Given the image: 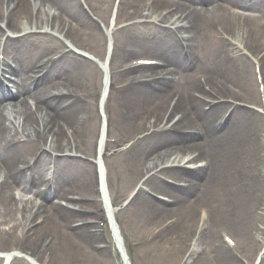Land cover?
<instances>
[{"label": "bare ground", "instance_id": "6f19581e", "mask_svg": "<svg viewBox=\"0 0 264 264\" xmlns=\"http://www.w3.org/2000/svg\"><path fill=\"white\" fill-rule=\"evenodd\" d=\"M49 1L55 6L56 14L45 7V0H0V16L4 14L9 27L19 32L30 30L23 37L11 40L7 48L4 47V51L12 55L16 62L15 67L5 66L10 74L17 77V82L14 83V91H11L0 81V171L7 175L0 179V225H8L6 229L0 228V248L18 247L51 263L52 259L64 260L62 250L81 247L84 251L83 254L78 253L80 259H73L70 264H110L115 253L111 251L108 239L102 235L98 221L94 224L96 214L102 210L99 203L96 200L75 203L68 199V195L75 194L71 191L95 195L94 165L76 153L86 158L94 153L96 113L93 96L100 91L101 82L88 93L82 89L83 82L86 84L90 70L95 66L75 55L70 47H66L64 39L77 46L83 42L82 36H102L103 31L99 22L84 14L79 0ZM142 1L145 0L126 1L131 19L144 17L139 9ZM181 1L189 3L190 7L185 9ZM84 2L96 9L100 18H105L104 0ZM206 2L214 4V8L207 10L204 7ZM228 5L252 10L258 14V20H264V0H168L165 6L171 8L170 12L184 15L185 21L177 26V30L183 36L186 52L183 54L173 35L160 27L155 30L159 41L151 42L149 51L166 58L172 69H162L164 76L161 78L147 79L140 70L143 68H137L130 72L134 79L129 85L116 88V82L125 79L124 73L113 72V63L109 67L113 74L110 94L115 102L113 114L123 121L126 136L136 131H142L143 135L126 148H120L118 141L114 145L106 144L109 148L105 145L101 156L105 152L121 156L133 178L146 168L147 171L155 170L156 175L147 177L141 187H151L171 195L173 208L146 195L141 187L135 195L138 223L144 226L151 223L153 232L166 220L173 219V224L177 223L174 228L171 226L174 231L166 238L150 236L155 242L151 244L153 252L159 256L163 252L166 262L177 260L176 264L181 263L179 259L182 256L178 259L177 255L189 250V241L196 229L195 247L181 264H243L235 256L234 247L223 243L217 235L215 229H219L218 225L226 227L228 230L220 229L234 235L239 245L256 243L251 235L256 216H262V212L257 211L264 199V176L259 177L257 171L244 182L240 172L245 157L264 169V139L260 140L257 135L260 115L237 105L234 100L239 96H230L233 100L226 102L227 92L230 91L213 82V73L198 72L199 69L208 71L209 64L203 58L204 54L208 55L217 63L214 67L228 85H234L245 98H252L246 56L225 44L215 31L216 25H219L229 38L247 53L256 56L264 91V54L258 61L264 48V32L259 29L256 19L243 13L236 14L227 9ZM160 9L151 1L145 10L153 14ZM169 14L161 19L169 20ZM132 27L133 24L114 32L112 61L129 55L126 45L136 42L133 30H129ZM80 29L82 32H78ZM54 33H62L63 40L57 39ZM35 34L42 35L43 45L34 39ZM52 44H59L62 49L57 57L52 56ZM40 67L45 72L31 79L29 71ZM192 67L195 68L194 78L187 76L175 80L181 71ZM157 70V67L148 68L154 74ZM198 74L209 85V91L204 90L202 83L196 79ZM175 90L178 98L172 108L180 113V117L170 128L161 127L160 123L166 120L163 115L165 98L169 93L175 94ZM77 91L85 95L79 96ZM28 98L33 101L32 104H28ZM151 99L158 102L153 109L146 105ZM192 117L204 125V133H199L200 136L196 131L183 132L201 124ZM20 137L31 140L10 145L12 140H19ZM199 140L208 145L207 152L198 149ZM46 145L47 149L42 147ZM38 148L42 151L37 154ZM50 152L60 155L52 157ZM30 154L37 156L33 168L27 169L21 165L28 164ZM185 158L188 162L202 163L192 169L171 164L174 159L181 162ZM163 160L168 162L163 164ZM50 164L55 168L51 178L46 168ZM166 176L184 181L186 185L169 184L163 178ZM221 180L224 184L220 183ZM14 186L21 192L31 191L46 202L35 204L29 198H10L11 195L7 194ZM53 197L63 199L67 204L79 205L77 210L82 212L51 201ZM191 201L193 203L189 204ZM200 202L207 207L210 231L201 229L200 217L193 211L194 203ZM51 217L56 218L55 227ZM47 227L48 232L42 230ZM45 236L53 237L46 249L44 245L48 238Z\"/></svg>", "mask_w": 264, "mask_h": 264}, {"label": "rangeland", "instance_id": "374dc122", "mask_svg": "<svg viewBox=\"0 0 264 264\" xmlns=\"http://www.w3.org/2000/svg\"><path fill=\"white\" fill-rule=\"evenodd\" d=\"M153 33L154 32L151 29H149V27H141V28L136 30V34L139 35L140 38L145 43H148V41L153 39ZM144 38H147V40H145ZM136 48H137V51H136L137 55H148L149 54L148 56H150V55L152 56V53H154V52L151 53L148 51L147 48H149V46L148 45L146 46V44L139 45V48L138 47H136ZM95 56H97V55H95ZM154 56H158V55L154 54ZM203 56H204V61H207L209 64V66L207 67L208 71H203V70L199 69L198 72H200V73L210 72V73H217V74L221 75V73H219L217 71V69L214 67L217 63L213 59H211L208 55H207V57L205 56V54ZM98 57H100L102 59L103 55H99ZM247 70H248V76L250 78L251 85H252V96H253L252 98L256 99L257 94H256L255 83L253 80V74H252L251 68L248 67ZM96 75H98V74H96V73L92 74L94 81H95ZM166 99H167V97L165 98V100ZM153 100L154 99L147 101L146 105H149ZM245 105L247 107L256 109V110H258V112H260L259 114L261 117H260L259 130L257 131V135H258V138H260V140H262V138L264 139V137H263L264 136V127H263L264 117L261 114V110L259 108L260 106H258L254 102H246ZM111 124H112V128H113L112 129L113 133L110 131L109 134L111 136H115L117 139H120L121 136H118L120 134V132L116 131V128L118 129V128H122V127L120 125H118L116 123V121H111ZM115 133H117V135H115ZM205 144L206 143L199 141L198 147H200L201 145L205 146ZM262 150L264 152V148ZM78 156L84 158L80 154ZM102 165H103L104 171H105L104 172V178H105V181L107 183V188H106L107 195L109 196V199L111 198L112 201H114V199H117V197L119 195H122V194L124 196L127 195L133 189V186L137 183V182L135 183V179L138 175L135 176L133 179V177L130 176V168L126 164H124L120 159L118 160V158L109 155L107 157H104ZM257 171H258L259 177L264 176V174H263L264 169L262 168V165H256L253 160L247 159L246 157L242 159L241 172L240 173L242 175V180L244 182H247L249 180V178L252 175H254V173ZM95 178L97 180L96 174H95ZM108 178H109V180L112 184V187L114 189V199H113L112 189L110 188V186L108 184ZM220 183L224 184L222 182V180L220 181ZM214 189H217V188H214ZM12 192L13 193H11V195H12L11 198L12 197L25 198V197H30V196L33 197V195H31L29 193H25V197L23 196L24 194L19 196L17 190H13ZM76 192L77 191H71L70 193H76ZM157 192L162 193V194H166V192H164V191H157ZM78 193H83V192H78ZM193 193H194V191L192 193H190L189 195H192ZM84 194H87V193H84ZM135 200H136V198L134 200H131L130 203L128 204V206L124 210L119 212L120 218L125 219L126 224H123L121 226L119 225L117 227L119 236L122 239L123 248L126 250V255L128 257L129 264H176L177 260L174 261L173 263L166 262V258H164V254L162 251H161L162 253L160 256L158 254H156V252H153L154 249L151 247V244L155 243V242L151 239V237L153 235H155L158 238H159V236H163L164 238L168 237L170 235V233L174 231L172 229L176 226L177 223L173 224V219H172V220L166 222V224H163L161 226H157L156 228H154V232H153L151 229L153 227L151 223H149L148 226H144L143 224L138 223V219L135 216V209H136ZM263 200L264 199H262V201L259 203L260 206H259V209L257 211L258 213L262 212V216L261 217L256 216V220L254 223L255 228H254L252 235H251V238H257V241L254 244L252 242H250L249 244H246V246L242 247V249L240 250L242 255L243 256L245 255L248 259L251 257L252 253L257 248L258 239L260 238L259 227L263 226V224H264V201ZM192 203H193L192 201L189 202V204H192ZM194 205L195 206L193 207V211L195 214H198V209L201 207L207 209L205 203H203V202H200L198 204L194 203ZM185 206H186V203H185ZM168 207H170V206H168ZM116 212H118V210ZM171 221H172V223H171ZM51 223L55 227L56 226V218L51 217ZM167 225H169V226H167ZM105 226H106V228H104L105 229L104 230L105 235H107V237H109V239H110L109 227L107 225H105ZM48 227L45 229H42V230L45 232H48L49 231ZM217 227L220 229L223 226L218 225ZM0 228L6 229V228H8V225H6V224L0 225ZM223 228L227 229L226 227H223ZM42 230H41L40 234L42 233ZM149 233H150V235H149ZM16 235L20 236L17 233H16ZM43 235H45V234H43ZM43 235L41 237H43ZM232 236L234 237V235H232ZM46 238H48V239L44 245L45 249L47 248L48 244H51V240L53 237H51V239H50V237H46ZM111 244L115 248V244H113V242ZM53 245H55V243ZM8 248L9 249H5V250L0 249V252H12V253H14L15 254V261L13 262V264H32L31 260L38 263V260L36 258H34V256H31V254L28 253V251H23V250H20L18 248H14V247H8ZM62 251L65 255L64 260L58 261L56 259H52L50 264H70L69 262L71 260L73 261V259H75V260L80 259V257L78 256V253L83 254L84 250L81 247H78V248L64 249ZM182 252H183V250H182ZM85 256H87V255H85ZM177 256H178V259L182 256V258L179 259V262L181 261V263H182V261L185 260V257L183 254H178ZM116 262H117L116 264H122L119 257H116ZM74 264H78V263H74Z\"/></svg>", "mask_w": 264, "mask_h": 264}]
</instances>
